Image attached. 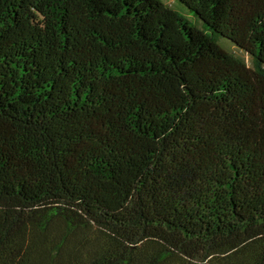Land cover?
<instances>
[{"label": "trees", "instance_id": "16d2710c", "mask_svg": "<svg viewBox=\"0 0 264 264\" xmlns=\"http://www.w3.org/2000/svg\"><path fill=\"white\" fill-rule=\"evenodd\" d=\"M178 1L0 0V264H264V0Z\"/></svg>", "mask_w": 264, "mask_h": 264}, {"label": "rangeland", "instance_id": "374dc122", "mask_svg": "<svg viewBox=\"0 0 264 264\" xmlns=\"http://www.w3.org/2000/svg\"><path fill=\"white\" fill-rule=\"evenodd\" d=\"M162 1L168 4L169 6H171L172 8H174L175 10L182 13L184 16H186L189 20H191L198 27H202V22L196 16H194L186 6H184L178 0H162ZM220 39H221L220 41L225 47H228L229 50L243 57L248 65L250 66L252 65L251 58L246 53H244L243 51L235 47V45L231 41L227 40L226 38L221 37Z\"/></svg>", "mask_w": 264, "mask_h": 264}]
</instances>
